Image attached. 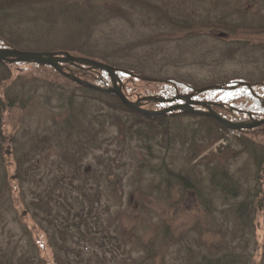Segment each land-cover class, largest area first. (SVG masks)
Here are the masks:
<instances>
[{"label":"rangeland","instance_id":"rangeland-1","mask_svg":"<svg viewBox=\"0 0 264 264\" xmlns=\"http://www.w3.org/2000/svg\"><path fill=\"white\" fill-rule=\"evenodd\" d=\"M4 13L0 36L15 49L64 50L192 88L245 81L264 100V0H21ZM9 68L0 89L19 101L3 112L0 264H192L226 251L264 264V170L253 154L264 155V124L215 141L205 115L140 118L50 66ZM120 78L131 100L174 91ZM200 96L264 115L245 86ZM213 167L236 177L238 196L207 187ZM178 173L204 183L210 210Z\"/></svg>","mask_w":264,"mask_h":264},{"label":"water","instance_id":"water-1","mask_svg":"<svg viewBox=\"0 0 264 264\" xmlns=\"http://www.w3.org/2000/svg\"><path fill=\"white\" fill-rule=\"evenodd\" d=\"M0 61L8 62V63H14V62H33L38 65H47L52 67L54 70L58 71L61 75L66 77L67 79L76 82L77 84L81 86H86L88 88L94 89V90H100L104 93H112L114 94L118 100H121L123 105L128 108L129 110H134L140 113H146V114H157V115H164L166 113L174 112L175 110L182 111L184 113H195V114H203L206 116H210L217 120L220 124H222L226 129H235L239 132H242L244 129H253L255 126H259L261 124H264V116L262 117H253V114L249 111H244L247 116L249 117L246 121L241 122H231L227 120L226 118H223L221 115L216 113L210 105H217L213 102H205V101H193L192 96L197 95L198 93H202L208 90H219V89H230V88H237L241 85H244L249 88V90H252V84L247 82H238L236 84H231L230 86H225L222 84L219 85H211L200 88H194L191 92L184 94H178L176 93L175 96L171 98L167 97H161V96H137L135 100H129L128 97L125 95L122 87V81L118 77V72H123L131 77H137L139 79L145 80V81H155V82H167V79L163 78H155V77H146L143 75H136L130 70H126L124 68L120 67H114L108 63H103L98 60H93L88 57H80L76 55H71L69 52L61 50V51H24L20 49H15L10 46L0 47ZM66 64L70 65H86L88 68L93 69H100L103 70L106 74H108V77L110 79V84H107L106 86H100L98 84H93L88 80H83L74 73L72 74L66 69ZM178 100H182V103L177 102ZM144 101L147 102H157V103H169L168 105L164 106L162 109L158 110H148L142 106V103ZM213 103V104H211ZM200 104L205 110H196L193 106ZM262 105H264V101H262Z\"/></svg>","mask_w":264,"mask_h":264},{"label":"trees","instance_id":"trees-1","mask_svg":"<svg viewBox=\"0 0 264 264\" xmlns=\"http://www.w3.org/2000/svg\"><path fill=\"white\" fill-rule=\"evenodd\" d=\"M19 2H21V0H0V7L13 6V5H15V3H19ZM85 2L87 3V5L90 8L92 7L89 2H87V1H85ZM82 7L86 8V6L83 4H82ZM4 15H5V13L1 14L0 17H4ZM225 26L227 27L229 25L227 24ZM262 27H264V25H262ZM242 29H245V28H242ZM1 31L3 32L2 28H0V35L4 36V34ZM8 39L9 38H6V37L2 38L0 36V47L10 46V44L12 42H11V40H8ZM10 47H12V46H10ZM10 64L11 63H8V62L5 63V62L0 61V78H1L0 87L4 81L12 79L11 78L12 73L10 72V68H9ZM15 64H17V63L15 62ZM65 67L72 74L74 73L84 80L85 79L88 80V78L95 80V77L97 78V74H98V76H100V77H98V79H96V81H92V83H94V84L104 85V84H107L109 82L108 76L106 75V73L104 71H100L97 69L94 70L93 68H88L86 65H75V64L68 65L67 64V66H65ZM118 75H119V77L120 76H126L125 74H123L121 72H118ZM61 77L65 78L66 80H69L66 77H64L63 75H61ZM69 81H71V80H69ZM169 81H171V83H165V82H163V83L171 84V85H176V84L182 85V87L186 88V86L183 83H181L180 81H178V79H169ZM81 87L84 89H87L93 93L102 94L103 96H106V97L113 96L116 99V101H118V102L120 101L112 93L107 94V93H104L100 90H94V89L88 88L86 86L85 87L81 86ZM263 87H264V84H263ZM18 99H19L18 97L17 98L16 97L11 98L10 96H5V94H3L1 92V89H0V142L2 139H5V138L9 139V136L5 137V132L7 131L5 126H6L7 121L3 117V112L7 111L12 106H15L14 104L16 102L18 103V101H19ZM104 103H106L108 105L111 104V106L114 105L112 102H109V101L108 102L104 101ZM120 103H121V101H120ZM258 103L260 104L259 101H258ZM121 105H123V104L121 103ZM123 107L126 108L124 105H123ZM259 108H261L263 110L262 105H260ZM126 109H127V111H130V112L134 111L132 109L129 110L128 108H126ZM134 112L138 113L140 118H145V116L147 115L150 117V120L159 119L157 114L152 115V114H146L143 112L140 113L137 111H134ZM181 113L182 112H179V114H181ZM140 118L136 122H133L132 126L137 124V123H140V121H141ZM205 118L210 119L213 122L212 126L209 127V130L212 127H215L214 128L215 133H218V136L217 137L215 136V141H217L219 138L223 137V132L224 131L227 132V129H225L222 125H220L214 118H211V117H205ZM150 120L146 119L145 123L147 125H152L153 127L156 126V124H153L154 121H150ZM221 130H223V132H221L219 134V131H221ZM238 136H240V135H238ZM253 154H254V161H257L258 166L264 170V155H262V154L259 155L257 153H253ZM62 157L64 159H68L70 157V154L67 152L66 153L63 152ZM210 174L211 175L208 177L209 184L207 187L211 188L213 191L220 193L221 196H223L225 198H230V197L234 198L235 196H238L237 195L238 194L237 179L232 173H229L225 168H223L221 170L220 169L216 170V167H213ZM177 176H179V182H180L181 186L187 188V190L191 189V191H193L195 193L196 197H198V199H199L198 201H200V203L202 202L200 204L201 207L204 208L205 210H210L211 209L210 208L211 207L210 202H208V200L206 201L204 199V198L208 197V194H210V192L208 191V189H203L204 183H203L202 187H200L199 183H195L191 178H189L188 175L178 173ZM239 206H241V208L238 207V205L236 206L239 208L238 210L236 209V215L239 218L240 217L243 218L242 217L243 215L247 216V214L244 213L245 211L243 209L244 203L242 202L241 205H239ZM244 224H247V223H244ZM192 264H247V262H246V258L242 257V254H240L239 252L237 253L234 251H226V253H223V254L218 255V256H216V255L211 256V255H207V254H202L199 258H196Z\"/></svg>","mask_w":264,"mask_h":264},{"label":"flooded vegetation","instance_id":"flooded-vegetation-1","mask_svg":"<svg viewBox=\"0 0 264 264\" xmlns=\"http://www.w3.org/2000/svg\"><path fill=\"white\" fill-rule=\"evenodd\" d=\"M133 72V71H132ZM247 83H249V82H247ZM252 84V83H251ZM187 87H188V89L186 90V91H180L179 89H178V87H177V89H176V87H174V91H173V93H171L170 95H167V97L168 98H170V97H173V96H175V94H176V92L177 93H180V94H186V93H188V92H190L191 90H192V88H191V86H188V85H186ZM201 94H197V95H194V96H192V100L193 101H205V102H213L214 104H217V105H210V107H212V109L216 112V113H218L219 115H221L223 118H226L227 120H229V121H233V122H241V121H246V120H248V116H247V114L244 112V111H249V110H245V109H238V108H236V107H234V106H229V104H227L225 101H222V100H218V99H212V98H207V97H202V96H200ZM179 102L180 103H182V100H179ZM213 103H211V104H213ZM144 104H147V102H143V105ZM162 107H164V105L163 104H161V105H159V107L157 108V109H160V108H162ZM196 110H203V109H205V108H203L200 104H197V105H194L193 106ZM223 111H226V112H228L229 113V115L231 116V115H233L235 112L236 113H240L241 114V116H240V118L239 117H235V119H233L232 118V120H230L229 118H227L226 116H224L221 112H223ZM176 112L177 113H179V111H175V112H173V114H176ZM170 114H172V113H170ZM254 116L253 117H255V116H258V115H262V114H255V113H252ZM201 115V114H200ZM204 116V115H203Z\"/></svg>","mask_w":264,"mask_h":264},{"label":"built area","instance_id":"built-area-1","mask_svg":"<svg viewBox=\"0 0 264 264\" xmlns=\"http://www.w3.org/2000/svg\"><path fill=\"white\" fill-rule=\"evenodd\" d=\"M232 133H234V132L232 131Z\"/></svg>","mask_w":264,"mask_h":264}]
</instances>
